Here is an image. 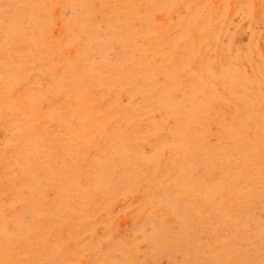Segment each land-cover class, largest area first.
<instances>
[{
  "label": "rangeland",
  "instance_id": "374dc122",
  "mask_svg": "<svg viewBox=\"0 0 264 264\" xmlns=\"http://www.w3.org/2000/svg\"><path fill=\"white\" fill-rule=\"evenodd\" d=\"M0 264H264V0H0Z\"/></svg>",
  "mask_w": 264,
  "mask_h": 264
}]
</instances>
